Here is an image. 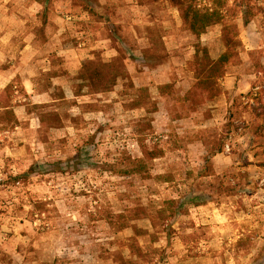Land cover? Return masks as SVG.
Returning <instances> with one entry per match:
<instances>
[{"label": "rangeland", "instance_id": "obj_1", "mask_svg": "<svg viewBox=\"0 0 264 264\" xmlns=\"http://www.w3.org/2000/svg\"><path fill=\"white\" fill-rule=\"evenodd\" d=\"M244 1L260 11L247 28L241 0H224L239 26L240 61L221 80L225 93L193 111L185 95L195 82L194 46L221 55V24L196 37L167 0H0V36L32 39L54 56L49 48L80 45L88 54L82 65L116 60L127 72L111 91L96 93L78 78L81 65L68 78L71 98L55 87L48 107L30 100L29 110L57 111L59 126L72 128L45 126L16 160L1 163L0 264L253 263L264 243V0ZM199 4L216 7L214 0ZM51 76L37 79L49 84ZM2 118L3 137L14 125ZM143 119L152 129L141 131ZM140 139L164 152L143 175L130 172L142 157ZM219 140L224 150L201 178L199 168ZM189 194L198 199L184 208L168 241L170 220L156 218L155 226L150 215ZM200 197L207 202L196 206ZM137 206L149 217L133 219ZM124 225L155 234L136 237L144 258L129 250L135 230Z\"/></svg>", "mask_w": 264, "mask_h": 264}, {"label": "trees", "instance_id": "obj_2", "mask_svg": "<svg viewBox=\"0 0 264 264\" xmlns=\"http://www.w3.org/2000/svg\"><path fill=\"white\" fill-rule=\"evenodd\" d=\"M167 1L171 2L179 9L184 24L196 37H200L211 26L217 24H221L223 26L221 31V42L224 45L225 50L216 59L212 58L207 46L201 44L200 42H196L194 46L195 59L192 63V71L195 82L187 91L185 100L189 103L190 108L193 111H197L198 109L204 107L208 102L214 101L217 97L225 93L221 80L227 75L228 68L230 66L237 65L240 61V47L242 43L239 39V26L228 19V12H230V9L226 8L224 0H214L216 7L212 8L201 7L199 0ZM240 5H242V25L244 28H247L260 11L259 9L252 7V5L248 4L244 0H241ZM102 9V7L96 9L94 6H91L89 10H91V12H94V10L100 12ZM126 76L127 72L124 65L116 60L105 62L102 60L96 61L89 59L83 63L78 78L86 82L83 85L84 87H89L93 92L101 93L111 91L113 86L116 85L120 79L126 78ZM16 91L23 92L26 95L22 88L20 89L11 83L2 91V96H4V99L7 102H10ZM34 106L36 108L43 109L49 105ZM9 113L13 119V125L18 124V121H16L14 116H12L11 110ZM39 118L42 125L49 128L59 127V122L61 121L60 114L57 111H44L40 114ZM140 125L142 126V132L152 129L151 122L146 119H143L140 122ZM143 141L144 139H140L142 157L138 158L134 162V167L130 171L132 174L143 175L145 171H147L148 164L162 157L164 154L163 150L160 148H148ZM223 150L224 143L222 140H219L215 148L209 151L204 158L203 166L199 168V176L201 178L211 175V159L217 154L222 153ZM31 172L19 175L16 179L26 178ZM153 177L159 179L163 178L161 175ZM153 177L148 175V177L144 178ZM197 199L198 197H192L191 194H189L180 199L169 200L166 203V206L156 209L157 217L153 218V216L150 215V218L153 220V225L156 226V223H154L156 218H159V220H162L163 222L170 220L169 227L165 229L168 232L167 240L170 241L175 234V230L172 228L173 224L178 220L184 208ZM199 200L200 202L196 203V206L204 205L207 202L206 197H200ZM44 204L40 207H44ZM130 213L133 219H146L149 217V212L144 206L134 207L130 210ZM121 217H123V215H120V218ZM124 226L126 228L132 227L135 230V237H133V239L128 243L129 250L133 255L144 258L146 253L143 251L140 243L136 240V237H143L146 235L154 237L155 234H151L149 231L140 229L135 225ZM252 264H264V243L260 247L258 256L254 259Z\"/></svg>", "mask_w": 264, "mask_h": 264}, {"label": "crops", "instance_id": "obj_3", "mask_svg": "<svg viewBox=\"0 0 264 264\" xmlns=\"http://www.w3.org/2000/svg\"><path fill=\"white\" fill-rule=\"evenodd\" d=\"M14 27L17 29V25H14ZM14 27H11L10 31ZM32 42V39H20L16 35H12V33L8 36H0V128L1 125L3 126V122H1L3 121V113L5 116L12 118L9 113L10 110L12 116L18 121V124L14 125L13 129L11 126L7 127L8 129L5 128L3 137L0 134L2 137L0 138V165L4 161L11 163L16 160L18 158V149L26 147V143L30 142L29 136L32 137L36 135V132L45 129V126L40 121V114L29 110V105H49L54 103L56 100L52 98L51 93L55 87L62 88L65 94L64 99L71 98L72 85L70 86L71 83L68 78L78 73L82 62L88 56L86 49H83L80 45L79 47L60 46L58 49L49 48V52L57 50L55 56L58 58L59 63L61 60V64H59L55 62L53 54L41 53V50H37L39 46L35 45L34 42L33 44L36 48L33 47ZM47 43L44 44L46 47ZM41 73L52 75L49 84L37 79V76ZM15 81L26 95L22 99L18 96V91H16L13 99L7 102L2 96V91ZM72 97L77 98L75 96ZM30 100H32L31 104H29ZM49 108H51V105ZM63 123L57 128H50V132L52 130L72 128L65 121ZM52 134L50 133L49 135Z\"/></svg>", "mask_w": 264, "mask_h": 264}]
</instances>
